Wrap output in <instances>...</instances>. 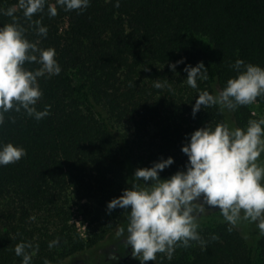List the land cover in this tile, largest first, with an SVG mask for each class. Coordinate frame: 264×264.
Returning <instances> with one entry per match:
<instances>
[{
  "label": "trees",
  "instance_id": "obj_1",
  "mask_svg": "<svg viewBox=\"0 0 264 264\" xmlns=\"http://www.w3.org/2000/svg\"><path fill=\"white\" fill-rule=\"evenodd\" d=\"M114 3L90 0L82 12L57 6L52 17L47 4L55 0H47L29 21L18 0H0V9L16 7L17 23L31 42L55 49L61 67L59 75L38 80L43 95L36 108L50 105L48 116L37 121L13 110L0 126V140L27 153L0 166V264H21L14 253L21 241L39 245L32 264L86 255L124 213H109L106 205L131 186L136 168L171 156L174 163L159 173L167 178L183 169L187 156L181 145L192 131L227 123L229 114L240 128L255 119L251 104L201 108L195 116L192 105L199 91L215 95L225 87L236 75L237 59L264 67V0H120L118 8ZM12 19L0 14V26ZM36 20L47 27L46 38L37 35ZM199 38L210 42L214 59ZM182 58L174 73L168 64ZM197 62L209 78L193 89L183 68ZM157 79H167L171 88L156 89ZM256 102L264 108V96ZM74 205L88 224L86 237L70 223ZM198 231L205 247L192 241L191 247H177L171 259L157 255L154 264H264V236L251 243L223 220L202 223ZM53 240L59 243L49 248Z\"/></svg>",
  "mask_w": 264,
  "mask_h": 264
},
{
  "label": "clouds",
  "instance_id": "obj_2",
  "mask_svg": "<svg viewBox=\"0 0 264 264\" xmlns=\"http://www.w3.org/2000/svg\"><path fill=\"white\" fill-rule=\"evenodd\" d=\"M18 3L23 16L32 21L34 14L44 11L47 0H18ZM57 6L65 11L82 12L90 6V0H55V4H47L50 16L57 15ZM114 6L118 8L120 0H115ZM16 11V7L0 9V14L13 18L11 23L0 26V126L5 122V113L13 110L18 113L23 110L37 121L48 116L50 105L40 111L36 108L43 95L38 80L61 72L55 49L31 42L24 27L17 23ZM33 23L37 35L46 38L47 27L40 20ZM181 63L183 58L168 67L175 73ZM26 64L39 67L30 70ZM232 68L236 75L217 94L198 92L192 105L193 116L201 108L217 105L221 110H235L264 96V67L237 59ZM143 69L148 70L147 66ZM183 71L187 73V85L193 89L198 88V80L209 78L203 62L195 66L185 64ZM153 86L171 88L167 79H157ZM181 151L187 156L183 169L167 178L160 177L159 173L174 163L171 156L162 157L149 167H138L131 187H125L119 196L107 202L109 213L117 208L125 213L127 225L118 235L124 236L125 245L140 264L156 261L158 253L171 259L177 247H191L192 241L205 247L207 241L198 229L199 217L207 209L219 210L223 221L232 226L242 220L254 223L259 235L264 236V163L258 162L264 154V118L251 119L244 128L206 123L188 134ZM26 154L22 146L0 140V166L17 163ZM211 239L218 237L213 234ZM58 243L53 240L48 247ZM38 251L39 245L30 241H21L14 247L15 255L22 258L21 264H32ZM110 259L117 257L111 255ZM44 264L49 262L45 260Z\"/></svg>",
  "mask_w": 264,
  "mask_h": 264
},
{
  "label": "rangeland",
  "instance_id": "obj_3",
  "mask_svg": "<svg viewBox=\"0 0 264 264\" xmlns=\"http://www.w3.org/2000/svg\"><path fill=\"white\" fill-rule=\"evenodd\" d=\"M199 43L202 48L208 52L211 59L216 57V53L211 46L210 42L205 38H199ZM252 115L256 120L264 118V108L258 105L257 102L251 104ZM230 127H238L234 122L231 114L228 115V121ZM259 163H264V154L261 155ZM131 187V186H130ZM214 220H223V217L220 215L219 210L211 209L206 210V212L199 217V224L214 221ZM70 223L73 224L81 237H86L88 232V224L84 220L83 216L80 214V211L77 209V206L74 205L71 210V219ZM127 219L125 213L122 214L116 226L111 230V232L105 237V239L98 244L95 248L88 251L85 255L76 256L69 258L61 264H120V261L123 257L129 255L127 258L126 264H140V261L134 258L130 254L128 247L124 243V236L118 235L119 230L123 227L126 228ZM237 230L240 231L251 243H253L256 237L259 235V230L256 227V224L249 223L248 221H241L238 225L234 226ZM126 235V233H125ZM161 253H158L159 255ZM111 255L117 257L116 260L110 259ZM157 261V259H156ZM156 261H148L146 264H154Z\"/></svg>",
  "mask_w": 264,
  "mask_h": 264
},
{
  "label": "flooded vegetation",
  "instance_id": "obj_4",
  "mask_svg": "<svg viewBox=\"0 0 264 264\" xmlns=\"http://www.w3.org/2000/svg\"><path fill=\"white\" fill-rule=\"evenodd\" d=\"M207 210H211V209H207ZM128 250H129V253H128V254H130V247H128ZM127 258H129V255L123 257V258L121 259V261H120V264H125L126 261H127Z\"/></svg>",
  "mask_w": 264,
  "mask_h": 264
}]
</instances>
